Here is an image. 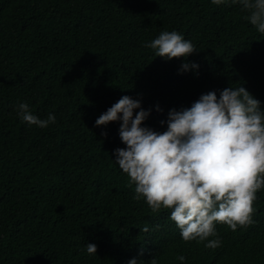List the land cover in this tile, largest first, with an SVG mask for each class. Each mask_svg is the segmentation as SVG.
Returning <instances> with one entry per match:
<instances>
[{
	"label": "trees",
	"instance_id": "16d2710c",
	"mask_svg": "<svg viewBox=\"0 0 264 264\" xmlns=\"http://www.w3.org/2000/svg\"><path fill=\"white\" fill-rule=\"evenodd\" d=\"M247 16L232 0H0V264H264V188L253 223L215 224L220 247L185 242L171 210L133 198L115 161L121 122L95 124L124 95L161 132L171 109L227 87L264 110V34ZM162 31L197 50L156 56L146 45ZM184 62L199 68L181 72ZM20 102L55 123L22 122Z\"/></svg>",
	"mask_w": 264,
	"mask_h": 264
},
{
	"label": "clouds",
	"instance_id": "9594fccd",
	"mask_svg": "<svg viewBox=\"0 0 264 264\" xmlns=\"http://www.w3.org/2000/svg\"><path fill=\"white\" fill-rule=\"evenodd\" d=\"M220 5L225 0H211ZM248 12L246 19L264 34V0H232ZM146 47L167 60L188 57L197 49L177 31H162ZM195 62H184L181 72L198 69ZM139 109L138 112L134 110ZM157 110L159 106H157ZM22 122L46 128L55 123L49 113L41 119L27 103H17ZM151 109L141 100L122 96L95 121L107 126L120 121L119 136L125 147L115 149V161L135 185V200L143 198L152 213L171 210L170 219L185 242L207 241L206 248L221 246L215 224L237 226L253 223V201L264 188V110L243 86L227 87L202 94L191 107L171 109L166 131L142 126ZM106 135V133H105ZM148 232L145 226L141 229ZM209 237H214L209 239ZM89 255L98 246L88 243ZM142 254V253H141ZM183 262L186 258L181 255ZM128 264H137L135 258ZM151 264H158L153 258Z\"/></svg>",
	"mask_w": 264,
	"mask_h": 264
}]
</instances>
